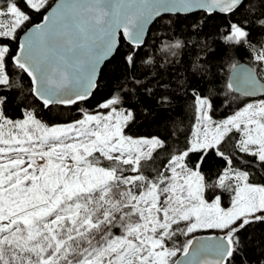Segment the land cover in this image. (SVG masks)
Listing matches in <instances>:
<instances>
[{
	"label": "snow or ice",
	"instance_id": "obj_1",
	"mask_svg": "<svg viewBox=\"0 0 264 264\" xmlns=\"http://www.w3.org/2000/svg\"><path fill=\"white\" fill-rule=\"evenodd\" d=\"M241 8L259 12L264 27V0H0V92L19 86L9 77L13 67L31 77L30 92L45 108L87 101L98 66L117 49L118 30L131 46L122 56L127 74L152 17L194 9L231 16ZM246 24L229 22L223 38L247 44L264 72V43L257 49L249 41ZM181 47L176 40L161 51L175 55ZM257 70L240 69L227 87L264 96ZM123 91L97 106L106 112L56 125L38 119L31 104L12 120L0 95V264H236L237 256L249 264L241 233L264 225V183L252 182L253 172L234 167V159L244 154L264 178V98L215 121L212 103L196 94L190 136L161 157L164 140L126 133L136 114L119 107ZM211 153L224 162L215 183L202 170ZM209 188L229 193V206H221L223 192L206 198ZM198 229L223 236L176 246L178 235ZM260 255L256 264H264Z\"/></svg>",
	"mask_w": 264,
	"mask_h": 264
},
{
	"label": "trees",
	"instance_id": "obj_2",
	"mask_svg": "<svg viewBox=\"0 0 264 264\" xmlns=\"http://www.w3.org/2000/svg\"><path fill=\"white\" fill-rule=\"evenodd\" d=\"M52 2L49 0L50 4ZM259 15L257 12L253 16L243 8L231 16L218 12L209 15L201 10L188 14H163L150 25L142 46L135 49L138 54L136 68L125 73L122 56L131 50V46L120 36L116 51L100 69L92 95L87 101L74 105H51L44 110L42 102L30 92L32 83L27 73L9 67L11 82L19 86L0 92V95L8 97L4 105L5 115L19 119L24 108L31 104L37 118L43 122L67 123L78 119L82 111L99 110L97 106L100 103L123 88V103L119 107L131 109L136 114V121L126 129V133L158 136L166 142L165 150L160 153L163 157L168 150L182 149L190 136L196 123V94L209 99L213 105L210 115L217 121L234 113L248 101L249 97L227 87L228 74L232 66L240 62L250 64L254 70L259 65L252 59L253 52L247 44H231L224 40L223 34L229 22L246 21L250 33L248 39L259 48L264 43V27L256 23ZM38 22L39 18L34 20V23ZM194 24L200 26L193 29ZM176 40L182 42V47L175 50V55L161 51L162 45ZM149 60L152 62L147 63ZM256 72L261 78L262 72ZM224 149L228 150L227 144ZM244 159H247L244 154H238L234 167L252 171V182L264 183L258 170L247 167ZM223 165L224 162L214 153L207 156L202 168L207 183H215ZM221 192L222 189L209 188L206 198ZM229 203L230 194L223 192L222 205L228 206ZM241 236L247 244L245 252L249 264H256L264 251V225L249 227ZM186 241V236L178 235L176 246H182ZM240 259L237 256L236 264Z\"/></svg>",
	"mask_w": 264,
	"mask_h": 264
},
{
	"label": "water",
	"instance_id": "obj_3",
	"mask_svg": "<svg viewBox=\"0 0 264 264\" xmlns=\"http://www.w3.org/2000/svg\"><path fill=\"white\" fill-rule=\"evenodd\" d=\"M56 3H58V0H54L52 3H51V5L52 6H55V4ZM199 9H194L192 12H194V11H198ZM202 11V10H201ZM191 12V13H192ZM176 13H180V14H188V13H182V12H161L160 14H159V16H161V15H163V14H176ZM46 14V13H45ZM159 16H154V17H152L150 20H149V22L145 25V29H144V35H143V37H142V39H143V41H144V39H145V37H146V34H147V31H148V29H149V27H150V25L154 22V20L156 19V18H158ZM24 35V33H21V36H23ZM120 36H122V38L125 40V42H127V43H129L130 44V42L123 36V31H122V29L121 30H118V34H117V39H118V41H119V37ZM119 44V43H118ZM114 54V53H113ZM112 54V55H113ZM111 55V56H112ZM111 56H109L107 59H105L99 66H98V71H97V75H96V83H97V80H98V76H99V73H100V69H101V67H102V65L104 64V62L106 61V60H108ZM236 65V68H231L230 69V71H229V74H228V82H234L235 81V79H236V77L240 74V69H249V70H254V68L250 65V64H248V63H246V62H240V63H237V64H235ZM254 75H256L257 76V79H259V80H261V81H264V80H262L259 76H258V74H257V72L256 71H254ZM30 78V80H31V77H29ZM31 83H32V81H31ZM95 89V88H94ZM93 89V90H94ZM234 91V90H233ZM93 92V91H92ZM234 92H236V93H239V94H242L241 92H239V91H234ZM243 95V94H242ZM246 97H249V98H260V97H264V96H262L261 94H259V93H257L255 96H246ZM42 102V101H41ZM78 102H80V101H78ZM51 106V105H50ZM48 108V107H47ZM47 108H45L44 107V110L45 109H47ZM221 236H223V233L222 232H201V233H198V234H195V235H193L190 239H193V245L192 246H190V248H194L196 245H197V242H203V243H205V244H209V245H211L212 243H214L215 242V239L216 238H218V237H221ZM212 238V239H209V238ZM177 258L178 259H181V260H183L184 259V256L182 255V252L181 253H179V255L177 256ZM206 258H208V259H212L213 258V256H212V254L209 252V254L207 255V257Z\"/></svg>",
	"mask_w": 264,
	"mask_h": 264
},
{
	"label": "rangeland",
	"instance_id": "obj_4",
	"mask_svg": "<svg viewBox=\"0 0 264 264\" xmlns=\"http://www.w3.org/2000/svg\"><path fill=\"white\" fill-rule=\"evenodd\" d=\"M258 49V48H257ZM262 78H264V72H262V76H261V79ZM262 80H264V79H262ZM261 98H264V97H260V98H252V99H248V101L246 102V103H244L240 108H242V107H244V105L245 104H247V103H249V102H253L254 100H257V99H261ZM123 109H125V108H123ZM97 111H103V112H106L107 110H101V109H99V110H94V111H87V112H89V113H92V114H95ZM84 111H82V113H83ZM82 113L80 114V117H78V119H80L81 117H82ZM233 114V113H232ZM231 115V114H230ZM23 117H21V118H19V119H22ZM225 118V117H224ZM223 118V119H224ZM39 119V118H38ZM12 120H16V119H12ZM222 120V119H221ZM215 121H217V120H215ZM220 121V120H219ZM72 122V121H71ZM71 122H67V123H71ZM45 123V122H44ZM47 124V123H46ZM56 124H66V123H56ZM56 124H50V125H56ZM140 137H145V136H140ZM152 137V136H151ZM210 202V201H209ZM222 207H228V206H223V205H221ZM203 231H205V232H220L219 230H216V229H198V230H196V231H194L193 233H189L188 234V236H186V238H187V240L188 239H190L193 235H195V234H198V233H201V232H203ZM181 252H182V249H181ZM181 252H178L177 253V256L179 255V253H181Z\"/></svg>",
	"mask_w": 264,
	"mask_h": 264
}]
</instances>
